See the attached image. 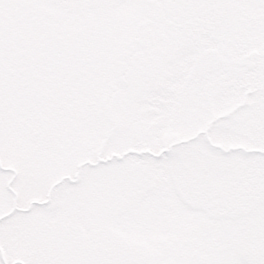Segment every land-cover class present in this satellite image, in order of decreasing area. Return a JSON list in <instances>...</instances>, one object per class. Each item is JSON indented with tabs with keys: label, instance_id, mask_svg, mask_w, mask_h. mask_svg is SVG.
I'll use <instances>...</instances> for the list:
<instances>
[{
	"label": "snow or ice",
	"instance_id": "snow-or-ice-1",
	"mask_svg": "<svg viewBox=\"0 0 264 264\" xmlns=\"http://www.w3.org/2000/svg\"><path fill=\"white\" fill-rule=\"evenodd\" d=\"M0 264H264V0H0Z\"/></svg>",
	"mask_w": 264,
	"mask_h": 264
}]
</instances>
